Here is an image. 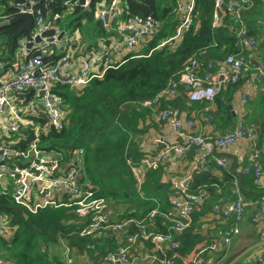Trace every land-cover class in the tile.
Here are the masks:
<instances>
[{
	"label": "built area",
	"instance_id": "built-area-1",
	"mask_svg": "<svg viewBox=\"0 0 264 264\" xmlns=\"http://www.w3.org/2000/svg\"><path fill=\"white\" fill-rule=\"evenodd\" d=\"M48 1L52 2L23 0L16 6L19 15L34 17L35 26L30 38L18 43L19 59L12 66L14 75L6 71V65L11 60L5 61L0 49V193L10 195L17 206L31 215L48 209L74 210L82 221L79 231L82 237L126 239L114 252L107 253L98 262L82 261L74 255L75 251L69 244L60 239L56 243L58 248L46 254L51 262L52 256L57 257L52 264H174L180 258L181 249L175 234L180 235L193 225L195 214L210 199L207 187L191 190V178L178 183V177L171 178L169 175L176 196L172 199V211L160 213L159 209H155L141 219L119 220V211L114 203L97 196L84 179L80 169L82 150L74 153V160L66 162L63 154L55 150L44 151L39 143L42 134L50 129L61 131L64 128V100L55 91L56 87L82 90L93 80L102 79L109 70L125 64L128 58L149 57L153 51L175 45L192 28L198 16L197 0H177L175 13L179 24L174 35L161 40L147 55L143 51L156 39L162 24L152 16L125 18L124 0H114L112 4L104 2L97 6L95 19L103 23L110 36L82 51V33L79 30L68 33L62 26L65 19L62 15L46 16ZM80 1L75 6L82 11L91 10L93 0H85L82 5ZM243 6L252 5L249 0H216L213 27L222 25L226 13L233 17L236 24L243 25L239 13ZM106 17L107 24L104 22ZM0 20H6L1 16V9ZM240 35L244 37V28ZM244 44L252 50L259 46L252 38ZM250 70L249 59L229 56L213 72V64L193 57L177 80L171 81L153 99L140 103L142 108L153 112L154 123L167 125L172 130L176 141L168 143L164 135L156 134L153 145L160 148L151 153L144 146L143 159L137 164L129 162L139 193L142 192L148 171L160 167L168 171L186 166L190 163L191 153L195 155L193 165L196 171L205 170L211 159L220 169H228V151L241 142H247L252 150L250 163L241 169V173H252L254 184L264 187V133L259 125L247 122L244 112L233 109L232 113L238 119L232 131L211 135L201 126L203 122L209 125L214 123L216 100L227 84L245 80L239 97L242 103L248 102L250 91L264 83L262 67L249 74ZM181 88L190 104H202L204 107L189 112L173 106L172 103L181 95ZM32 90L35 93L26 103L25 97ZM163 103L165 107L161 108ZM41 114H45L47 120L41 118ZM29 130L33 131L34 140L27 146L19 147L20 141L28 139ZM218 194L221 192L218 191ZM232 195L234 200L229 202L222 197L220 205L209 212L210 217L213 215L223 221L233 219L232 227L216 229V239L198 246L183 258L184 264H220L221 260L211 261V253H220L223 257L228 254L233 239L241 233V223L250 205L237 180L233 184ZM259 199L255 203L258 210L252 222L260 225V236L264 239V223L260 224L261 220L264 221V195ZM158 217L170 222L168 233L155 231V219ZM130 228L135 232L129 234ZM15 231L6 219L2 220L0 236L12 238ZM201 231H211V223L204 221ZM139 244L145 247V252L137 255L136 247ZM0 264H6L1 257Z\"/></svg>",
	"mask_w": 264,
	"mask_h": 264
},
{
	"label": "trees",
	"instance_id": "trees-1",
	"mask_svg": "<svg viewBox=\"0 0 264 264\" xmlns=\"http://www.w3.org/2000/svg\"><path fill=\"white\" fill-rule=\"evenodd\" d=\"M22 1L0 0L1 16L6 17L8 21L17 17L19 13L16 6ZM77 1H48L45 14L46 16L62 15L67 18L65 25L68 23L69 26L71 22L74 24L78 21L79 25L75 30L80 32V28L85 27L81 21L85 19L99 37H109L110 34L103 23L95 20L94 12L99 4L104 2L112 4L114 0H93L90 11H82L75 6ZM249 1L251 7L243 6L244 9L239 10L243 25L236 24L233 17L226 13L222 25L213 27L216 0H197L198 16L192 28L175 45L153 51L149 57L128 58L125 64L109 70L102 79L93 80L82 90L68 86L56 87L55 91L64 100L66 114L64 128L61 131L50 129L42 134L40 148L44 151L60 152L66 162L74 160V153L79 149L82 150L80 169L84 179L93 187L97 196L114 203L119 211L120 220L141 219L155 209H159L160 213L172 211L175 191L170 178L165 181L169 174L163 167L148 171L142 192L139 193L136 189L129 162L137 164L143 159L145 156L143 140L149 131L158 127V124L152 121L153 112L142 108L140 103L153 99L171 81L177 80L193 57L213 64V72H216L219 65L229 56L249 59L251 65L249 74L257 68L255 61L264 69V4L263 0ZM124 7L125 18L152 16L162 24L156 39L144 49L146 55L161 40L174 35L179 24L175 13L177 0H124ZM4 21L0 20V23ZM22 22L0 28L2 42L0 49L3 54L11 55L17 49L19 39H14L13 36L22 28ZM243 28L245 35L241 37L240 32ZM23 37L30 38V33H25ZM249 38L259 43L255 50L245 46L244 43ZM244 83L245 80H241L235 84H227L217 98L220 112H216L214 118L217 122L220 119L221 123L226 125L228 132L234 129L236 120L229 110V103L222 102V98H226L227 102L235 98ZM257 88L260 89L261 95L248 100L247 107L250 110L248 122L259 125L264 133V83L258 84ZM180 94V97L172 103L173 106L185 108L192 105L187 101L182 88ZM195 105H198V108L204 107L202 104ZM164 107L163 103L161 108ZM35 121L40 120L35 119ZM194 157V153H191L190 160H194ZM262 167L264 170V160ZM206 168L203 171H196L190 185L191 190L207 187L210 199L195 214L193 225L186 232L175 234L181 249L180 258L176 259L174 264H184L183 258L204 243L202 241L205 236L200 230L202 219L210 208L220 205L219 200L222 197L229 202L234 200L232 187L235 180L243 191L256 194V201L264 195V187L254 184L252 173L243 175L232 169L225 172L229 168L222 170L218 167V170L225 175L224 182H221L212 174L211 165L208 171ZM223 185L226 186L225 191H228V194L224 191ZM220 187L223 189V195L218 194L221 198L216 195V188L220 189ZM212 196L214 202H217L211 207ZM4 219L16 229L12 238L0 236V257L6 261V264H52L57 257L52 256L51 262L41 251V247L52 246L60 239L69 244L75 251L76 257L84 256L89 261L98 262L107 252H114L125 239V237L121 240L82 237L79 234L82 221L78 219L74 210L48 209L37 215H31L17 206L10 195L0 193V223ZM169 226L168 220L162 217L155 219L156 232L166 234ZM128 232L132 234L135 229L130 228ZM232 261L233 257L225 264H231Z\"/></svg>",
	"mask_w": 264,
	"mask_h": 264
},
{
	"label": "crops",
	"instance_id": "crops-1",
	"mask_svg": "<svg viewBox=\"0 0 264 264\" xmlns=\"http://www.w3.org/2000/svg\"><path fill=\"white\" fill-rule=\"evenodd\" d=\"M263 4H264V0H263ZM94 18H95V16H94ZM5 21H8V20H5ZM81 23L84 24L85 27L88 26L87 21L85 19H83L81 21ZM22 24H23L22 25V27H23L25 22H22ZM78 25H79L78 21H75L74 24H73V22H71L70 26L68 25V23L65 25V22L64 23L62 22V26L67 32H68V30L74 31L78 27ZM92 32L96 34V39H91L88 36L82 35L81 51L84 48H88V47H91V46L97 44L101 39H103V37H99V35L93 29H92ZM31 33L32 32H30V34ZM22 39H24V37L20 38L19 41ZM1 44H2V42L0 41V45ZM6 54L4 53L5 56H7ZM12 57H13V55L9 59H12ZM4 60L9 61L7 59H4ZM255 62H256L255 63L256 67H260V64L257 61H255ZM13 64H14V62L10 61L6 65V71H8L10 73V75H14V73H13L14 70L12 68ZM1 72L2 71L0 70V73ZM260 95H261L260 89L255 88L252 91H250L249 98L253 99V98L260 96ZM222 102L229 103V110L231 113H232L233 109L244 112L245 113V120L248 122V116L250 114V110L247 107L248 102L246 104L242 103L241 99L239 97V94L238 95L236 94L235 98L233 97V99L230 100L229 102H227L226 98H222ZM195 104H197V103H195ZM195 104L189 105L188 107H185L182 109L185 111H189V112L193 109H197V110L200 109V108H198L199 106L195 105ZM216 112L217 113L220 112V106H219V104L217 105V100H216V104H215L214 114ZM233 116L235 117V120L237 121L238 118H236L235 115H233ZM201 126H202L203 130L206 131V133H211V135L225 134L226 132H228L225 128L226 125L221 123L220 119H218V122H217V119H215L214 123L211 125L203 122ZM155 128L156 129L149 131V133L145 136V139L143 140V143L146 146V149L148 148L147 149L148 152H151V153L157 151L160 148V146L154 147V145H153L156 134L164 135L166 138V141L168 143H174L176 141L172 130L167 125H158V127H155ZM251 154H252V150H251V147L248 145L247 142H241L239 145H236L234 148H231L228 151V155H227L229 158V161H230V165H229V169L225 172H229L232 169V171L236 170V172L239 174V172H241V169L245 165H248L250 163ZM209 165H211V169H213L211 171L212 174L216 178H218L221 182H224V180H225L224 173H222L220 170H218L219 168L217 167V165H215V163L212 159L208 163L206 171L209 170ZM192 167H194L193 160H190V163L186 166H182V167H179L177 169H175V168L169 169L168 174L171 176V178L172 177H178V178L186 179L190 175ZM195 173H197V172L194 169L191 178L195 175ZM169 175L165 178V181L169 180L168 179ZM223 189H224V191L226 190L225 185H223ZM223 189L221 187H220V189L216 188V192H217L216 195H218V191L222 193L221 195H223ZM225 192L228 194V191H225ZM243 193L245 195L246 200L250 203V205H249V207L246 208L245 218H244V221L241 223V233L238 237H235L233 239L231 246H230V249H229V252L226 256L223 257L222 254H220V253H211V256H209L211 258V261L217 262L218 260H221L220 264H225L227 260H229L233 257V261L231 263H233L235 260H237L238 263H236V264H264V239H262L260 236V225H256L252 222L253 215L258 210V205L255 204L257 202L256 201L257 195L250 192V191H245V190L243 191ZM221 195H218L219 198H221ZM174 196H173V198H174ZM213 196L211 197V207L213 205H215L217 202V201L214 202ZM210 210H212V209L211 208L209 209L208 213L202 219V223H201V224H203L204 221H208L209 223H211V231H208V232H202L201 231L205 236L204 240L202 241L204 243H202V244L209 243L210 241L212 242V240L216 239V229H230L233 225V219L223 221V219H220V218L215 217L213 215H211V217H210V215H209ZM119 220H120V217H119ZM262 223H264L263 220H261L260 224H262ZM200 230H201V228H200ZM123 238H121V239H123ZM121 239H118V240H121ZM202 244H200V245H202ZM200 245H198V246H200ZM143 252H145V247L143 245L139 244L136 247V254L140 255ZM79 257L82 261L84 259L88 260L84 256H79Z\"/></svg>",
	"mask_w": 264,
	"mask_h": 264
},
{
	"label": "water",
	"instance_id": "water-1",
	"mask_svg": "<svg viewBox=\"0 0 264 264\" xmlns=\"http://www.w3.org/2000/svg\"><path fill=\"white\" fill-rule=\"evenodd\" d=\"M85 3V0H81L80 1V4H84ZM25 22L24 26L19 30V32L17 34H15L13 36L14 39H20L21 37H23L25 35V33H30L32 32L33 28H34V24H35V20H34V17L31 16V15H28V14H21V15H18L17 17L9 20V21H4L2 23H0V28L2 27H6V26H9V25H13L15 23H18V22ZM104 22L107 24L108 23V17L105 18ZM63 37V35H62ZM61 37V38H62ZM39 41V39H37V42ZM31 44L28 45V47H30ZM35 91L32 90L29 94L26 95L25 99H26V103L29 102V100L31 99V97L34 95ZM41 118L47 120V117L45 114H41L40 115ZM29 133V137L27 140H22L20 141L19 143V147H24V146H27L28 144H30L33 140H34V133L32 130H29L28 131ZM21 166V165H20ZM23 167V166H22ZM195 169V166L192 167L191 169V172H190V175L188 176V178H191L192 174H193V171ZM182 178H178L177 181L178 183L181 182ZM27 216V215H26ZM238 263L237 260H235L233 263L231 264H236Z\"/></svg>",
	"mask_w": 264,
	"mask_h": 264
},
{
	"label": "rangeland",
	"instance_id": "rangeland-1",
	"mask_svg": "<svg viewBox=\"0 0 264 264\" xmlns=\"http://www.w3.org/2000/svg\"><path fill=\"white\" fill-rule=\"evenodd\" d=\"M66 20H67V18L63 20V23H64ZM92 29H93V28H92V25H91V24H89L87 27H81V28H80L82 34H84L85 36L90 37L91 39H96V34L92 32ZM68 32H72V31H69V30H68ZM6 55H7V56H5V55L3 54V58H4V59L11 60L12 62L15 63V62H17L18 59H19V57H18V56H19V49H16L15 52H13L11 55H10V53H7ZM12 55H13L12 59H9V58H11ZM10 183H11V180H10ZM10 190L13 191V188L11 187ZM56 243H57V242H56ZM56 243H55L54 245H56ZM54 245H52V246L44 245V246L41 247V251H42L45 255L48 254V253H50V252H53V251H55V250L58 248L57 245H56V246H54ZM5 263H6V261H5Z\"/></svg>",
	"mask_w": 264,
	"mask_h": 264
}]
</instances>
